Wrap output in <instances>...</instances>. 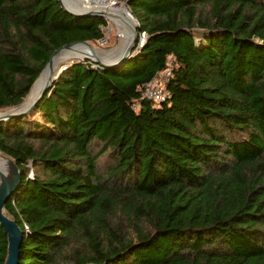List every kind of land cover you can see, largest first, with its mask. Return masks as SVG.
Segmentation results:
<instances>
[{"label": "trees", "instance_id": "1", "mask_svg": "<svg viewBox=\"0 0 264 264\" xmlns=\"http://www.w3.org/2000/svg\"><path fill=\"white\" fill-rule=\"evenodd\" d=\"M123 1L141 47L114 66L71 63L0 121L21 175L4 205L18 264H264V0ZM106 26L58 0H0V109L53 51ZM164 69L156 103L143 91ZM6 250L0 226V264Z\"/></svg>", "mask_w": 264, "mask_h": 264}, {"label": "water", "instance_id": "2", "mask_svg": "<svg viewBox=\"0 0 264 264\" xmlns=\"http://www.w3.org/2000/svg\"><path fill=\"white\" fill-rule=\"evenodd\" d=\"M60 3V6L67 12L71 13L75 18H83L85 16H103V17H108L107 15L113 14L112 12H117L118 9L121 6H124L126 3L125 1H122L121 6H113L112 4H115L116 2L114 0H110V5L109 9L110 10H102V9H90V10H84V11H74L69 8H66L61 0H58ZM107 11V13H106ZM124 12L128 15V17L132 21V38L131 42L129 43L128 47L125 49V51L120 55V57L114 61L111 62H104L100 60L99 58L92 56V55H85L83 58L80 59H88L89 61H92L96 64H100L103 66H114L118 65L127 58H129L134 49L136 48V43L138 41V22L136 21V18L132 15L130 10L126 9L124 7ZM77 43H88L87 41H76L72 42L69 44H65L51 54L49 57L48 62L46 63L45 67L43 70L40 72V74L47 68H51L54 62V59L58 52L64 48L68 47L71 45H75ZM80 59L74 60L71 63L80 61ZM71 63L64 64L62 65L59 70L56 72L54 76H52L50 79H48V82L44 85L42 90L38 93V95L29 103L26 104L25 100L27 98V95L34 84V82L31 84L27 94L23 98V100L14 106L7 107V108H2L0 109V121H6L8 119L14 118V117H19L22 115H26L32 108L35 107L36 103L43 97L44 93L47 91L48 88L52 87L53 82L59 77V75L62 73V71ZM39 74V75H40ZM38 75V76H39ZM2 158L7 159L8 161L11 162L12 164V170L10 173L6 172L3 168L2 165H0V226L3 228L4 233L7 236V250H6V255L4 259L3 264H18L19 262V250H20V245L23 237V233L21 228L18 226L14 218L6 211L4 205L5 201L7 198L10 197V195L16 190L18 187L20 181H21V175L20 171L15 163V160L12 159L10 156L4 154L3 152L0 151V160Z\"/></svg>", "mask_w": 264, "mask_h": 264}, {"label": "bare ground", "instance_id": "3", "mask_svg": "<svg viewBox=\"0 0 264 264\" xmlns=\"http://www.w3.org/2000/svg\"><path fill=\"white\" fill-rule=\"evenodd\" d=\"M61 1L66 8H69L74 11H84V10H90L96 8L102 10H110L109 9L110 1L107 2L106 0H61ZM112 13L113 14H109L107 16L119 27L120 35H121L120 44L116 48L111 50H102L99 48H95L88 43H77L75 45L62 48L56 55L52 67L45 69L32 85L25 100L26 104H29L38 95V93L42 90L44 85L48 82V79L54 76L62 65L69 63V62L66 63L67 61L77 59V57H83L85 55H89V53L93 54L92 56H95L102 61L105 60L104 62H111L120 57V55L125 51L129 43L131 42L133 24L131 19L124 12V6L120 7L117 12H112ZM0 165L3 166L6 172L8 173L11 172L12 164L7 159L2 158L0 160Z\"/></svg>", "mask_w": 264, "mask_h": 264}, {"label": "rangeland", "instance_id": "4", "mask_svg": "<svg viewBox=\"0 0 264 264\" xmlns=\"http://www.w3.org/2000/svg\"><path fill=\"white\" fill-rule=\"evenodd\" d=\"M106 1L109 2L110 0H106ZM114 1L116 3L115 4H112V5L118 7V6H121L122 5V1L123 0H121L119 2H117V0H114ZM121 7H123V6H121ZM124 7L129 10V8L127 7L126 3L124 4ZM106 20H107V26L103 29L104 37L102 39H100V40L95 41V42H90V45H92L95 48L102 49V50H111V49L116 48L120 44L121 35H120L119 27L109 17H106ZM200 32L201 31L195 32V37H196V40L197 41L199 39V36L201 35ZM135 51H136V49H134V52ZM90 54L91 53H89V55ZM91 55H93V54H91ZM83 57H77V59H80V58H83ZM77 59H75V60H77ZM80 60H82V59H80ZM68 62L71 63L72 60L67 61L66 63H68ZM33 174L34 173L31 170L30 173H29V175L30 176H33Z\"/></svg>", "mask_w": 264, "mask_h": 264}, {"label": "built area", "instance_id": "5", "mask_svg": "<svg viewBox=\"0 0 264 264\" xmlns=\"http://www.w3.org/2000/svg\"><path fill=\"white\" fill-rule=\"evenodd\" d=\"M145 40L146 33L141 32L135 49L141 47L144 44ZM169 75V69L162 70L153 80L145 85L143 96L152 99L156 103L164 101L168 97V92L165 90L164 84L168 80Z\"/></svg>", "mask_w": 264, "mask_h": 264}]
</instances>
